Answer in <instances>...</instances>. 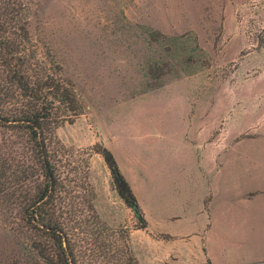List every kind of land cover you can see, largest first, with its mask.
Wrapping results in <instances>:
<instances>
[{
	"label": "rangeland",
	"instance_id": "374dc122",
	"mask_svg": "<svg viewBox=\"0 0 264 264\" xmlns=\"http://www.w3.org/2000/svg\"><path fill=\"white\" fill-rule=\"evenodd\" d=\"M22 3L27 67L80 104L54 131L78 187V264H264V0ZM12 221L0 208V264H45Z\"/></svg>",
	"mask_w": 264,
	"mask_h": 264
},
{
	"label": "trees",
	"instance_id": "16d2710c",
	"mask_svg": "<svg viewBox=\"0 0 264 264\" xmlns=\"http://www.w3.org/2000/svg\"><path fill=\"white\" fill-rule=\"evenodd\" d=\"M2 1L0 53L8 55L9 61L0 78V208L29 233L31 247L45 264H78L68 228L81 211L78 190L74 184L69 189L74 179L67 182V175L63 176V145L55 140L54 131L80 113V104L69 83L52 74L32 73L27 67L24 5L22 0ZM9 12L13 13L12 39L6 33ZM256 38L258 46H264V27ZM97 152L107 164L119 196L133 210L140 227H145L136 197L112 152L105 147ZM89 204L92 208L91 200Z\"/></svg>",
	"mask_w": 264,
	"mask_h": 264
}]
</instances>
